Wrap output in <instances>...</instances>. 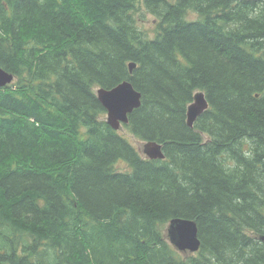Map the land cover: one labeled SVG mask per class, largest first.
Instances as JSON below:
<instances>
[{
  "label": "trees",
  "instance_id": "obj_1",
  "mask_svg": "<svg viewBox=\"0 0 264 264\" xmlns=\"http://www.w3.org/2000/svg\"><path fill=\"white\" fill-rule=\"evenodd\" d=\"M0 68V264H264V0H0ZM123 81L164 159L107 124L96 91Z\"/></svg>",
  "mask_w": 264,
  "mask_h": 264
},
{
  "label": "water",
  "instance_id": "obj_2",
  "mask_svg": "<svg viewBox=\"0 0 264 264\" xmlns=\"http://www.w3.org/2000/svg\"><path fill=\"white\" fill-rule=\"evenodd\" d=\"M134 64H130V70ZM13 76L0 69V87L13 81ZM97 99L106 110V122L115 131L122 125L128 124V116L141 105V95L132 84L123 81L111 89L100 88L96 92ZM208 108L202 93L194 96L193 102L187 109V125L193 127L196 119ZM143 154L150 160H162L164 155L161 145L149 142L143 145ZM168 242L181 253H196L200 248L197 226L194 221L184 218L171 219L166 228Z\"/></svg>",
  "mask_w": 264,
  "mask_h": 264
},
{
  "label": "rangeland",
  "instance_id": "obj_3",
  "mask_svg": "<svg viewBox=\"0 0 264 264\" xmlns=\"http://www.w3.org/2000/svg\"><path fill=\"white\" fill-rule=\"evenodd\" d=\"M140 12H138L137 14L138 23L142 27L146 28L148 32H151L153 29L152 24H154L153 16L149 14L144 7L140 8ZM189 17L190 19H193V15H190ZM118 132L123 135L140 154H142V149L144 145L143 142L139 141L134 136H132V134L123 126L118 130ZM116 168L120 171L128 170V166L122 161L117 164Z\"/></svg>",
  "mask_w": 264,
  "mask_h": 264
},
{
  "label": "bare ground",
  "instance_id": "obj_4",
  "mask_svg": "<svg viewBox=\"0 0 264 264\" xmlns=\"http://www.w3.org/2000/svg\"><path fill=\"white\" fill-rule=\"evenodd\" d=\"M191 15H193L194 16V14H191ZM130 64H134V63H129V65H128V67H129V72H132V70L135 68V64H134V68H132V70H130ZM0 69H2V68H0ZM3 70V69H2ZM3 71H5V70H3ZM5 72H7V71H5ZM8 74H10V75H12L13 76V78L15 79V76L13 75V74H11V73H9V72H7ZM129 82V81H128ZM0 88H2V87H0ZM197 93H202L203 95H204V93L203 92H201V91H198V92H196L194 95H193V99H194V96L197 94ZM204 98H205V95H204ZM193 99H192V102H193ZM205 100H206V98H205ZM191 102V103H192ZM190 103V104H191ZM189 104V105H190ZM208 104V103H207ZM188 105V106H189ZM187 109H188V107H187ZM187 114V113H186ZM181 253V252H180ZM185 254H189V253H185Z\"/></svg>",
  "mask_w": 264,
  "mask_h": 264
}]
</instances>
